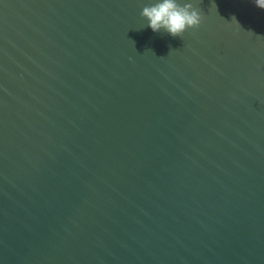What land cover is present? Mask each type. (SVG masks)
Here are the masks:
<instances>
[{"label":"water","instance_id":"95a60500","mask_svg":"<svg viewBox=\"0 0 264 264\" xmlns=\"http://www.w3.org/2000/svg\"><path fill=\"white\" fill-rule=\"evenodd\" d=\"M157 2L0 0V264H264V10Z\"/></svg>","mask_w":264,"mask_h":264},{"label":"clouds","instance_id":"9594fccd","mask_svg":"<svg viewBox=\"0 0 264 264\" xmlns=\"http://www.w3.org/2000/svg\"><path fill=\"white\" fill-rule=\"evenodd\" d=\"M254 3L264 10V0H254ZM141 16L149 22L148 27L154 33L164 30L173 37H183L187 30L198 29L203 21L201 11L191 2L181 5L177 0H159L151 6H145ZM236 24L240 27L238 22Z\"/></svg>","mask_w":264,"mask_h":264}]
</instances>
